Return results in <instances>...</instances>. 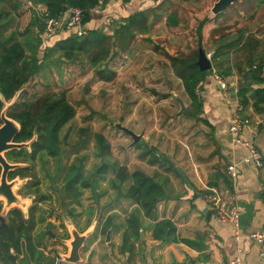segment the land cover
Segmentation results:
<instances>
[{"label": "trees", "instance_id": "16d2710c", "mask_svg": "<svg viewBox=\"0 0 264 264\" xmlns=\"http://www.w3.org/2000/svg\"><path fill=\"white\" fill-rule=\"evenodd\" d=\"M32 4H43L46 7L41 15H34L30 22L39 27L35 35V43L28 39L17 40V32L12 29L21 5L19 0H0V112L13 96L19 92L15 102L7 109L6 115L16 120L20 129L14 138L15 142H28L35 135L29 148L11 149L6 152L5 157L10 163H28L34 161L39 154L48 158H59L64 150L61 148L60 131L75 114L74 107L66 98V90L46 91L28 95L25 91L27 85L32 81L34 75L40 70L42 60L37 56V48L42 43L41 32H45L46 20L58 19L67 10L79 9L82 12L81 23L84 25L91 20L90 9L99 3H106L107 0H29ZM259 2H264L260 0ZM221 13L213 19L218 18ZM154 17H157L154 14ZM158 17L165 18V24L176 27L180 24V19L176 10L168 12L166 15L158 14ZM209 21L207 16L198 19L194 34L196 36V47L185 52L177 49L169 52L162 46H155V51L163 54L169 61L172 72L180 79L184 94L189 100L186 114L198 117L202 112V87L206 76L212 69L201 71L196 63L199 48L205 52L209 50L200 40L203 37L202 29ZM153 20L149 22L147 11L136 12L119 24L114 23L110 33L103 27L85 29L82 35L76 32L68 33L64 38L57 39L52 45L47 46L44 57L55 62L64 61L68 63L86 61L92 69L94 76L101 81L108 82L115 78L117 68H120L127 60L134 48V41L138 35H145L143 38L151 43L152 39L148 35ZM223 26H215L211 35V62L215 73L222 77L232 74V64L230 54L234 51H251L259 45V40L251 39L244 27H237L234 30ZM29 38V36H27ZM28 48V51L26 50ZM207 50V51H206ZM50 64V62H48ZM248 69L244 70L243 78L239 80L236 95L238 102L246 107L252 105L254 110H264V75L263 60L255 62L253 58L247 60ZM248 77H250L248 79ZM2 121L0 119V125ZM98 151L96 155L101 158V162L96 166L95 175L104 177L110 170L115 173L114 180L124 182L130 180L131 184L126 189L124 196L131 199L143 210L146 216H153L158 200L164 197L163 190L151 177L141 170L130 172L125 165H120L118 161H107L103 158L109 157L110 145L105 136L101 133L93 134ZM140 145V143L138 144ZM83 147V146H82ZM148 148L143 155L151 152ZM154 162L159 158L152 155ZM1 171V167H0ZM30 166H21L8 173V179L16 176L24 178L28 176ZM221 180L228 190L232 191V183L225 174L213 173L207 186L209 188L218 185ZM36 183V182H35ZM28 184V188L34 186ZM93 186L90 176L83 173L82 162L72 163L68 168L64 178L63 193L67 199L75 200L79 203V196L83 189ZM27 188V187H26ZM210 194L209 190L205 191ZM38 193V190H37ZM45 196L40 195L37 201H43ZM2 203L0 201V211ZM7 227L0 229V264H19L26 257L23 264H53L54 260L44 255L39 250L40 242L32 235L35 222L33 216L29 214L28 219H24L22 211L16 207L8 210L6 214ZM107 217L102 224L101 233H106L108 229ZM126 229L123 233L121 251H130L132 244L129 243L131 237H139V221L134 213L128 217ZM176 227L170 219H162L153 224L152 236L155 239H169L178 241ZM182 241V240H181ZM189 244L190 241L184 240ZM83 264V263H78ZM86 264H92L87 262Z\"/></svg>", "mask_w": 264, "mask_h": 264}, {"label": "crops", "instance_id": "0c3cea01", "mask_svg": "<svg viewBox=\"0 0 264 264\" xmlns=\"http://www.w3.org/2000/svg\"><path fill=\"white\" fill-rule=\"evenodd\" d=\"M163 2L164 0H107L101 5V9H103L101 12L91 13V20L83 25V29L103 27L107 33H110L108 27L112 25L108 26L105 23L106 19H111V24H119L124 18L136 12L145 11L151 6L162 5ZM41 7L42 15L46 7ZM63 27L59 38H64L68 33L75 32L66 26ZM59 28L57 27L50 32L45 26V35L37 48V56L39 53L44 54L48 46L46 40L49 43V38H51V42ZM42 46L43 49H41ZM231 64L232 74L223 77L228 83L227 89L220 87L213 71L206 76L202 87L203 109L200 115L195 118L208 126L213 140H191L190 143L187 140H176V142L171 143L177 148L173 147L176 150V155L173 150L168 151L167 154H157L153 151L157 145L152 146L150 144L148 147L143 146L138 153L135 149L132 150L131 162L133 166L138 161L141 163L148 162L153 168L150 174L140 167H133L132 171L138 169L144 172L161 186L164 193V197L157 201L152 217L146 216L137 203L124 196L131 181H115L113 179L115 173L109 170L104 177L95 175V173L92 174L93 186L90 188L99 187L100 214L99 225H97L93 217L94 207L82 205L81 195L83 192L79 196V203L76 204L75 200L67 199L64 196L63 181L59 196L63 195L64 201L73 204L72 207L66 209L72 221H68V216L67 219L63 220L67 232L70 234V238L67 236L61 240V243L67 247V251L62 253L63 255L68 256L71 248L70 242L73 240L72 232L76 231L79 235L85 234L86 236L79 250L80 263L83 264L87 262L92 264H232L231 262L235 258L239 259L238 264H260L259 245L250 237V233H264V110H254L251 104L244 107V115L249 119V124L244 128L242 137L253 140L255 147L263 157V165L255 168L253 165L241 162L246 151L232 142L227 128L229 111L238 102L236 91L241 76L238 78L237 74L241 72L243 76L244 73L240 63H238L237 68L232 62ZM141 141L143 142V140ZM144 143L147 144L145 140ZM167 145L168 141L165 142V146ZM66 148L67 146L62 148L64 151L60 154L66 153ZM148 148H151L152 151L146 155L141 154ZM152 155L159 159L150 162L153 158ZM159 155L162 157L166 155L168 163L165 164V160L162 162ZM42 157L47 158V156L39 154L36 159L39 160ZM32 162L34 163V161ZM232 163L236 164L237 171L235 178H229L232 183V191L228 190L221 180L217 181V186L209 188L207 184L212 174L225 172L227 175L226 168L228 164ZM22 164L29 165L28 163ZM66 172L63 178H65ZM109 172H111L110 175ZM96 178L99 180H95ZM102 182H107L113 192L109 193V188L101 186ZM28 183L26 182L23 186L25 191L30 190L26 196L30 194L32 197L34 196L35 202H42L37 201V197L42 195L40 189L36 186L28 188ZM90 188L86 189L98 196V192ZM207 190L211 192L210 194H215L224 206L236 210L238 214L236 234L232 223L219 220L207 208L205 200V196L208 195L205 192ZM107 194H110V197L102 199ZM105 203H108L109 206L104 207V210L102 207ZM32 207L31 204L27 212L18 209L22 211L25 220L29 218V214L33 216L35 226L32 235L35 240L40 242L39 250L43 251L46 256L48 254L45 251L46 240L54 239V235L57 233H52L48 229H44L42 232L37 231L35 228L38 226L37 223H42L45 218L42 214L34 215ZM131 213H134L138 218L139 237H131L129 241L132 244L130 251L123 252L120 246L123 233L127 227L126 222ZM53 215L54 213L51 211L47 218L49 223H53L52 227L57 225L55 219L51 220ZM107 217L110 218L109 227L106 233H101L102 224ZM162 219H170L174 223L178 241L153 238V224ZM98 227L99 233L96 232ZM184 240H188L190 243L187 244ZM25 260L26 257L19 264H23L26 262Z\"/></svg>", "mask_w": 264, "mask_h": 264}, {"label": "rangeland", "instance_id": "374dc122", "mask_svg": "<svg viewBox=\"0 0 264 264\" xmlns=\"http://www.w3.org/2000/svg\"><path fill=\"white\" fill-rule=\"evenodd\" d=\"M19 1L21 5L18 13L15 12L16 18L12 29L17 32V40L28 39L34 44L39 27L32 24L30 20L35 14L41 16V6L45 5L34 6L29 0ZM214 1L164 0L162 5L151 6L145 10L148 13L149 22L153 20L151 29L148 35L146 34V36H150L153 43L144 40L145 35H138L134 41L135 46L132 53L128 55L124 64L117 68L115 78L108 82L98 80L86 61L73 63L59 61L57 63L55 60L49 61V58L44 57L45 54H38L39 59L42 60L41 68L27 85L25 91L31 95L65 89L66 98L75 109L74 117L63 126L59 135L62 138L61 148L67 146V154H60L59 158L47 157L44 159L42 157L39 160L35 159L34 163L30 161L28 162L30 166L28 176L24 178L16 176L11 179L17 181L13 189L14 193L26 201V209H20L27 212L32 204L33 214L44 216L45 220L40 224L38 222V226L35 227L37 231L42 232V230L48 229L52 233H57L54 235V239L46 240L47 257L65 253L67 247L61 243V240L67 236L70 238L63 220L69 217L68 221H72L66 209L72 207L73 204L64 201L63 195L59 196L64 173L72 163L82 162L83 173L93 179L92 174L101 162V158L96 155L98 149L93 137L94 133L103 134L109 142L111 154L109 157L103 158L104 160L118 161L119 164L127 166V169L131 171L133 167H140L148 174L153 170L151 164L136 161L133 166L131 162L132 150L135 149L138 153L143 146L148 147L150 144L157 145L156 150H153L157 154H167L168 151L173 150L176 155L175 149L177 148L171 144L176 140H187L189 143L191 140H213L208 126L192 115L186 114L189 100L184 94L181 81L169 67L167 57L156 52L155 46H162L169 52H175L177 49L185 52L193 50L197 44L194 34L197 21L203 16H207L209 21L203 26V37L200 40V44H203L207 50L212 51L210 34L215 26L225 28L229 26V29L232 30L244 27L251 39L259 40V45L249 52L247 50L231 52L230 62L236 68L240 63L242 70L247 69L249 58H253L255 62L261 58L264 62V2L239 0L222 12L218 18L213 19L215 16L210 12V9ZM173 10L177 11L180 19V24L176 27L167 26L165 18L158 17L159 13L166 15ZM154 14L157 17H154ZM108 28L112 29L113 27L109 26ZM62 29H64L63 26L58 29L59 31L51 42V38H49L50 45L59 39ZM44 35L45 32H41V38ZM49 43L46 40L48 46ZM26 50L28 51L27 47ZM212 71L214 72L213 68ZM239 74H237L238 78L240 76L243 78L241 72ZM177 96L181 98L185 106V110L182 112H179L180 105ZM116 123H120L137 135L141 134L139 141L131 144V137L116 127ZM144 140L147 144L144 143ZM166 141H168L167 146H165ZM139 143L140 145H138ZM163 150L166 151L162 152ZM159 156L162 162L165 160V164L168 163L166 155ZM110 174L111 172H109ZM26 182H29L28 184L36 182L34 187H38L41 194L45 196L42 202H35L34 196L32 197L30 194L26 196L30 192L23 188ZM101 186L109 188V193L113 192L107 182H102ZM90 189L98 192V196L89 189L83 190L82 205L94 207L93 217L96 224L99 225V187ZM108 197L110 194L104 195L102 199ZM0 200L2 203L4 202L2 199ZM107 204L105 203L102 209L109 206ZM51 211L54 213L51 220L55 219V224H57L54 227H52L53 223L47 221ZM5 221L7 222V219ZM96 232L99 233V227Z\"/></svg>", "mask_w": 264, "mask_h": 264}, {"label": "built area", "instance_id": "2783aa9c", "mask_svg": "<svg viewBox=\"0 0 264 264\" xmlns=\"http://www.w3.org/2000/svg\"><path fill=\"white\" fill-rule=\"evenodd\" d=\"M101 3L90 9V13L101 12ZM70 12V17H67V12L58 19H48L46 20V28L48 31H54L57 27L66 26L72 31L75 30L77 35H82L85 30L83 29V24L81 23L82 12L79 9L68 10ZM105 23L111 24V19H106ZM212 51L206 52V56L210 59ZM215 79L222 89L228 88V83L225 79L214 73ZM249 124V119L244 115V107L237 102L234 108L230 109L228 117V132L231 136V140L234 144L239 145L244 148L246 153L241 159L244 164L253 165L255 168H259L263 165V157L258 152L255 147L254 141L249 139H243L242 133L244 128ZM226 173L229 178H235L237 175L236 164H228L226 168ZM207 203V208L213 212L216 217L223 222H230L233 224L236 230L238 229V214L235 209L224 206L215 194H208L205 196ZM250 237L253 238L259 245V256L261 258L260 264H264V233L261 232H251ZM232 264H238L239 259L235 258ZM54 264H69L65 260V255L58 254L55 257Z\"/></svg>", "mask_w": 264, "mask_h": 264}, {"label": "water", "instance_id": "95a60500", "mask_svg": "<svg viewBox=\"0 0 264 264\" xmlns=\"http://www.w3.org/2000/svg\"><path fill=\"white\" fill-rule=\"evenodd\" d=\"M238 1L239 0H215L210 9V12L213 14V16H216L224 12L227 8ZM63 10L67 12V17L69 18L70 12H68L65 6L63 7ZM196 63L201 71L210 70L213 67L211 60L206 56L202 48H199L198 59ZM18 94L19 92H17L9 102H5V106L0 112V119L2 121L0 125V199L4 201L2 209L0 211V229L7 226L4 214L7 213L9 207L15 205L14 207L26 209V201L23 200L20 196H17L13 191L14 188H12L13 186H15V183L17 181L11 179H9L11 180L9 181L7 177L9 171L24 165H22V163H10L6 159L5 153L11 149L29 148L32 141L36 138V136L34 135L33 138L28 142L14 141V138L20 129V125L16 120L8 117L6 115V111L15 102ZM177 100L180 105L179 112L184 111L185 106L183 101L178 96ZM115 125L131 137V144L137 143L142 136L141 134L137 135L132 130L123 127L120 123H116ZM72 234L73 240L70 242L71 248L68 256H65V260L69 264H78L81 262L79 250L86 236L85 234L79 235L76 231H73Z\"/></svg>", "mask_w": 264, "mask_h": 264}, {"label": "flooded vegetation", "instance_id": "af4514ba", "mask_svg": "<svg viewBox=\"0 0 264 264\" xmlns=\"http://www.w3.org/2000/svg\"><path fill=\"white\" fill-rule=\"evenodd\" d=\"M6 154V153H5ZM15 163H18V162H15ZM24 166H26V165H24ZM1 172V171H0ZM10 172V171H9ZM7 177H8V175H7ZM13 179V178H12Z\"/></svg>", "mask_w": 264, "mask_h": 264}, {"label": "bare ground", "instance_id": "6f19581e", "mask_svg": "<svg viewBox=\"0 0 264 264\" xmlns=\"http://www.w3.org/2000/svg\"><path fill=\"white\" fill-rule=\"evenodd\" d=\"M12 188H14V186Z\"/></svg>", "mask_w": 264, "mask_h": 264}]
</instances>
